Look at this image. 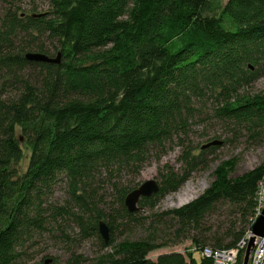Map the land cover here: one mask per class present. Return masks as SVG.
I'll use <instances>...</instances> for the list:
<instances>
[{
	"label": "trees",
	"instance_id": "16d2710c",
	"mask_svg": "<svg viewBox=\"0 0 264 264\" xmlns=\"http://www.w3.org/2000/svg\"><path fill=\"white\" fill-rule=\"evenodd\" d=\"M47 1L45 12L23 15L11 5L0 18V71L14 77L30 66L40 73L35 82L18 79L14 97L0 90V264H27L46 233L69 239V220L81 236L97 235L102 246L116 248L98 264H212L196 255L203 246L230 249L253 230L264 166L238 177L219 168L208 194L156 215L157 225L169 216L174 233L195 247L157 259L149 253L169 243L157 242L154 231L115 244V230L128 231L140 219L125 205L137 187L114 182L117 202L103 204L95 185L101 172L140 173L154 150L160 156L179 139L184 171L169 169L160 190L139 205L154 209L178 191L204 162L184 136L195 99L206 92L214 94L220 119L264 124V95L242 93L264 75V0ZM21 34L34 52L48 54L42 39L55 41L61 63L28 60L16 43ZM23 140L32 150L21 173ZM61 184L68 198L55 203ZM222 201L233 219L213 230L205 218ZM101 219L110 227L108 243L99 232Z\"/></svg>",
	"mask_w": 264,
	"mask_h": 264
},
{
	"label": "rangeland",
	"instance_id": "374dc122",
	"mask_svg": "<svg viewBox=\"0 0 264 264\" xmlns=\"http://www.w3.org/2000/svg\"><path fill=\"white\" fill-rule=\"evenodd\" d=\"M11 5L20 8L18 12L23 15L32 14L34 8H37L38 13L45 12L49 7L47 0H0V18H3ZM1 23L0 21V25ZM25 41L24 34L17 37L16 43L19 49L27 46ZM42 42L49 51L48 55L56 57L58 52L56 42L49 37L43 38ZM25 49V54L34 52L29 48L25 47ZM38 74H40L39 69L30 66L23 70L19 69L14 77L6 76L0 71V90L2 88L4 90L1 93L4 92L5 98L14 97L21 90L22 83H17L18 79H29L35 82L36 79L38 80L36 77ZM244 92L251 96L264 95V75L245 87L242 93ZM217 105L218 102L212 92L211 94L206 92V96L195 99V108L189 121V132L184 136V142L194 148L196 155L203 157V165L192 173L178 191L170 192L162 197L156 208H143L139 205L136 214L140 219L131 221L128 224V231L123 232L122 227L116 229L114 232L115 244L123 243L126 240H143L150 235V232L154 231L159 236L157 242L167 241L169 245L151 251L148 256L153 259H157L164 253L185 252L188 248L194 249L190 238H184L183 234L179 236L174 233L177 224L170 221L169 216L165 217L166 219L161 225H157L156 215L184 208L208 194L217 183L219 168H224V170L226 168L229 177H238L264 166V124L246 126L222 120L215 114ZM215 140L220 142V144L211 146L215 147V150H211V147L202 149L205 144ZM179 142V139H175L174 142L169 143L166 152L160 156L154 150L153 157L144 165L140 173L123 171L110 176L106 172H101L95 187L103 204L117 202L115 198L118 193L113 185L114 182L119 183L120 188L139 187L147 180H157L161 183L163 175L169 169L182 173L185 165L181 158L183 149ZM22 146L24 157L17 165L21 173L27 169L28 157L32 150L24 140ZM228 164L230 165L228 166ZM187 190L191 193L192 199L179 205V195ZM67 198V189L61 184L52 200L55 203H64ZM231 219H233V209L227 202L222 201L206 215L205 224L207 227L217 230L220 226L229 223ZM101 220L107 222L106 219ZM66 225L70 238L63 237L60 233L55 235L46 233L37 246L32 248V257L27 264H45L48 259L51 260L48 264H98L103 256L115 253L116 248L102 246L97 235L81 236L80 227L73 221L69 220ZM196 255L199 257L198 253ZM43 259L45 261L42 263Z\"/></svg>",
	"mask_w": 264,
	"mask_h": 264
},
{
	"label": "water",
	"instance_id": "95a60500",
	"mask_svg": "<svg viewBox=\"0 0 264 264\" xmlns=\"http://www.w3.org/2000/svg\"><path fill=\"white\" fill-rule=\"evenodd\" d=\"M43 14H37L36 16H41ZM26 58L30 61L36 62H47V63H61L62 54L59 52L56 57H52L46 53L39 52H29L26 54ZM220 144L219 141L215 140L208 144H205L202 149H207L211 146ZM160 190V183L157 180H147L143 182L139 187L130 191L125 197V205L130 213L137 212L139 209V202L143 197H151ZM99 232L106 243L110 239V227L105 220L99 221ZM253 235L247 245L245 250L242 264H249L251 255L255 250L257 239L260 236H264V209L262 214L258 217L257 221L253 225ZM50 259L45 261L48 264Z\"/></svg>",
	"mask_w": 264,
	"mask_h": 264
},
{
	"label": "built area",
	"instance_id": "2783aa9c",
	"mask_svg": "<svg viewBox=\"0 0 264 264\" xmlns=\"http://www.w3.org/2000/svg\"><path fill=\"white\" fill-rule=\"evenodd\" d=\"M255 203V215L251 218L253 224L257 221L264 209V177L258 182ZM252 235L253 232L249 229L238 244L230 249H215L211 246H203L199 250V255L202 258L211 259L212 264H242L245 250ZM249 264H264V236L258 237Z\"/></svg>",
	"mask_w": 264,
	"mask_h": 264
},
{
	"label": "bare ground",
	"instance_id": "6f19581e",
	"mask_svg": "<svg viewBox=\"0 0 264 264\" xmlns=\"http://www.w3.org/2000/svg\"><path fill=\"white\" fill-rule=\"evenodd\" d=\"M191 193L189 192V190H187L185 193H182L179 195V205L185 204L188 201H190L191 198Z\"/></svg>",
	"mask_w": 264,
	"mask_h": 264
}]
</instances>
